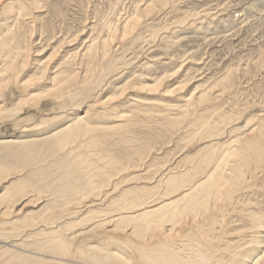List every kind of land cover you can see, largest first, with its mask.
<instances>
[{
	"label": "rangeland",
	"instance_id": "rangeland-1",
	"mask_svg": "<svg viewBox=\"0 0 264 264\" xmlns=\"http://www.w3.org/2000/svg\"><path fill=\"white\" fill-rule=\"evenodd\" d=\"M4 1L15 6L17 3L22 4V7L27 9V16L16 19L13 14L4 15ZM148 3H151V0H0V44L12 40V47L22 48L31 43L27 63L22 66L19 61L13 73L15 79L19 78L8 82L9 75L0 74V88L3 85L0 106L5 107V111L0 113V139L16 138L17 141L10 145L0 144V264H101L104 257L115 253L120 258L129 257V264H141L138 255L130 250L132 246L128 247L127 243H124L127 235L134 230L133 220L128 222L126 219L121 223L113 221L107 225L105 223L113 217L116 218L118 213H124L125 217H128L130 210L159 205L166 198L167 187L165 182L160 183L156 178H160L161 173L164 172L163 175L167 171L175 177L189 173L195 168L194 164H198L200 147L209 146L212 151L221 152L231 139L234 140L238 134L245 132L246 128L253 126L264 130V0H171L163 6L156 4L159 8L156 6L149 12H140ZM137 13H142L143 16L136 28H129L132 34L119 33V28L122 32L121 24L126 21L123 19L136 18ZM14 19L18 21V28L11 23ZM5 24L11 26L12 34H7ZM112 35H117L116 39H111ZM107 38L109 48L103 54L102 44ZM92 40L98 50V58L91 63L83 54ZM6 55V51L0 50V69L15 57V53L9 58H5ZM45 68L47 72L43 76ZM173 74L174 76H169ZM70 75H76V79L64 84L63 79ZM168 77L172 78L168 80ZM160 79L161 82L158 81ZM16 82L19 87L12 88ZM25 82L27 85L21 86ZM158 83L160 85H153ZM58 84H63V101L53 99V89ZM137 85H140L139 88ZM143 85L149 88L143 89ZM154 86L155 89H161L153 90ZM158 86L160 87L157 88ZM30 94L38 96V103L29 101ZM202 96L205 100H202L203 103L199 100ZM188 98V103H185ZM108 99H113V102H108ZM66 101L67 103H63ZM20 103L23 104L22 108L15 109V104ZM204 106L210 110L205 111ZM89 109L91 111L88 117L79 125L83 129L80 135L71 138L61 147L57 146V139H62L65 133L54 138L48 137V133L65 124H72L77 114ZM113 111L115 112L112 113ZM117 112L124 113L125 120L118 118V121ZM187 112L190 115H187ZM111 113L113 115H110ZM206 114H210L207 119ZM224 117L232 121L227 118L225 120ZM210 118L211 120H208ZM215 118L223 120L221 122V119H217V122H214ZM254 118H257L256 121ZM203 122L205 126L201 125ZM209 123H216L217 126L219 123L223 130L219 131L217 128L222 127H214L215 124ZM198 125L201 126L198 128ZM237 126L238 131L234 132ZM90 128L93 131L89 130ZM212 131H218L215 132L217 135ZM197 132L207 134L199 135ZM36 135V141H32V137ZM194 135H197L196 138L192 137ZM200 138L204 141L201 142ZM21 139L27 140L25 144L19 142ZM185 142L188 144L185 145ZM217 142H222L223 146L220 144V148ZM138 155L141 156L140 159ZM255 175L258 177L254 176V179L246 176L248 183L241 185L240 190L236 192L233 206L225 207L226 209L223 207L220 213L215 214L214 220L219 221L216 227L214 226L212 231H202L205 233L200 234V241H196L204 252H211V256L219 261V264H248V258L244 256L252 257L253 254L261 255L264 252V249L260 252L254 248L255 245L258 247L256 242H261L263 236H256L258 229L254 228L251 220L264 219L260 218L264 216V171L259 169ZM245 186H248L247 189ZM132 189H135L134 192ZM133 193H136L135 197L131 195ZM234 205L238 207L234 208ZM118 209L124 212L117 211ZM90 210H95L92 215ZM246 211L255 216L245 213ZM161 214L154 215L157 219L152 218L155 225L159 223ZM219 216L224 220L226 216L225 221L220 217L224 224L220 222ZM73 222L78 226L77 228L74 224L77 230ZM247 226H250V229ZM68 227L73 229L68 230ZM170 229L171 227L164 230L152 227L142 242L137 237H132L131 241L134 245L139 241L138 245L154 246L153 244L160 240L163 241V232L169 235ZM185 229H188L187 232ZM175 230L170 233L168 240L164 239L170 241L169 246H173V250L180 248L183 241L184 244L195 245V240L188 236V226ZM53 232L67 236L66 238L75 237L69 249L72 259L52 250L49 239ZM102 233L106 234L103 236ZM252 236L257 239H251ZM188 239L191 241L187 242ZM91 245L93 249L87 250ZM126 246L130 253L125 251ZM75 247L79 250L78 253L74 252ZM80 250L84 254H81ZM186 252L179 255L184 257L188 253ZM221 253H224L223 257ZM108 260L107 264H116L115 260Z\"/></svg>",
	"mask_w": 264,
	"mask_h": 264
},
{
	"label": "bare ground",
	"instance_id": "bare-ground-1",
	"mask_svg": "<svg viewBox=\"0 0 264 264\" xmlns=\"http://www.w3.org/2000/svg\"><path fill=\"white\" fill-rule=\"evenodd\" d=\"M169 1H171V0H151V3H148V4H145L144 5V7L140 10V12H149V11H151L153 8H155L157 5L158 6H163V5H165V4H167ZM5 2V4L4 5H2V12H4L5 14L4 15H6V14H13V16H16V19L18 18H22V17H25V16H27V13H26V11H27V9L25 8V7H22L23 5L22 4H16V6L15 5H13V4H9V3H6V1H4ZM157 4V5H156ZM1 5V4H0ZM157 6V7H158ZM17 8V9H16ZM159 8V7H158ZM139 10V9H138ZM137 11V10H136ZM36 12V11H35ZM1 13V12H0ZM141 14L142 13H137L135 16H136V18H131V19H123V20H126V21H124L123 22V24H121V25H119V23H120V21H119V23H118V25L119 26H121V31L122 32H120L119 30H120V28H119V30H118V32L119 33H122L123 35L124 34H128V32L130 33V34H132L131 32H130V30H129V28H131V26H132V28L131 29H133L136 25H137V23H139L140 21V19L142 18V16H141ZM31 15V14H30ZM141 16V17H140ZM3 17H5V16H3ZM6 19V18H5ZM13 19V18H12ZM24 19V18H23ZM4 20V19H3ZM3 20H2V22H3ZM25 20V19H24ZM6 21V20H5ZM4 21V22H5ZM15 21V22H14ZM14 21L12 20L11 21V23H14V27H16V28H18L17 27V24H18V21L17 20H15L14 19ZM30 21H32V19L30 20ZM121 21H122V19H121ZM8 22V21H7ZM94 22V21H93ZM6 23V22H5ZM38 23V22H37ZM122 23V22H121ZM32 24H33V21H32ZM117 25V28L119 27ZM4 26V25H3ZM5 26H6V29H5V31L7 32V34H12V28H11V26H7L6 24H5ZM31 26V25H30ZM12 27H13V25H12ZM88 28V27H87ZM136 28V27H135ZM2 29V28H1ZM5 32V33H6ZM84 32V31H83ZM82 32V33H83ZM114 32V31H113ZM29 33L30 34H32L30 31H29ZM4 34V33H3ZM84 34V33H83ZM113 34H115V32L113 33ZM117 34V33H116ZM79 35V34H78ZM120 35V34H119ZM118 35V36H119ZM28 36V35H27ZM30 36V35H29ZM28 36V37H29ZM117 36V35H116ZM115 35H112L110 38L111 39H116L115 37H116ZM128 36V35H127ZM122 37V36H121ZM27 38V37H26ZM74 38H77V37H74ZM109 38V39H110ZM119 39V38H118ZM28 40V39H27ZM73 40H75V39H73ZM104 40H106V39H104ZM123 40V39H122ZM30 41V40H29ZM83 41V40H82ZM108 38H107V40H106V42L105 41H103V44H102V50L104 51L103 52V54L106 52V49L107 48H109L108 47ZM33 42V41H32ZM75 42V41H74ZM88 42V41H87ZM12 43H13V41L12 40H9V41H7L6 43L4 42V43H1L0 44V50H2V51H6V53H7V55H6V57L5 58H9L11 55H12V53H15V57L9 62H6V64H4V66L0 69V74H5V75H9V77H8V82H12V80H17L18 78H14V75H13V73L15 72V70L17 69V67H18V63H19V61H20V63L21 64H23L22 66H24V64L25 63H27V59H28V53H29V45H31V43L29 44V43H27L28 45H25L24 47H18V46H16V47H12ZM69 43V42H68ZM98 43V42H97ZM71 44V43H70ZM34 45V44H33ZM111 45V44H110ZM66 46V45H65ZM79 46V45H78ZM82 46V45H81ZM74 47V46H73ZM77 47V46H76ZM111 47V46H110ZM32 48V47H31ZM82 48V47H81ZM71 49V48H70ZM76 49V48H75ZM31 50V49H30ZM78 51V50H77ZM85 52H84V54H83V56H86L87 58H88V60H89V62H93L96 58H98L97 57V55H98V50L95 48V46H94V42H93V40L92 41H90L89 42V46H87L86 48H85V50H84ZM77 55H75V57H76ZM105 55H103V57H104ZM106 58V57H105ZM9 60V59H8ZM90 66H92V65H90ZM48 69V68H47ZM79 69H80V67H79ZM46 72H47V70H46V68L44 69V72H43V76H45L46 75ZM77 73V72H76ZM171 73V72H170ZM75 74V73H74ZM17 75V74H16ZM18 75H19V73H18ZM42 75V74H41ZM78 77H79V75L78 74H76ZM76 75H70V76H67L66 78H64L63 79V81H64V84H67V83H69V82H71V81H73V80H75L76 78H75V76ZM169 76H174V74L173 75H169ZM163 77H165V75L163 76ZM43 78V77H42ZM162 78V77H161ZM166 78V77H165ZM165 78H163L164 80H165ZM170 78H172V77H168V80H170ZM33 79V78H32ZM31 79V81L32 82H34L33 80ZM162 79V80H163ZM30 80V79H29ZM167 80V79H166ZM165 80V81H166ZM14 81H13V83H14ZM31 81H29L28 83H30ZM158 81H160L161 82V79L160 80H158ZM157 81V82H158ZM164 81V82H165ZM7 82V83H8ZM104 82V81H103ZM147 82H149V81H147ZM153 83V82H152ZM19 83H15V87H12V88H16V86H18L19 87V85H18ZM31 84V83H30ZM27 85V83L25 82V83H23L21 86H26ZM153 85H160L159 83L158 84H153ZM138 86V85H137ZM140 86V85H139ZM139 86L137 87V88H139ZM144 86V85H143ZM56 88H54L53 90V99L56 101V100H60V99H62V97H63V95L64 94H62L63 93V89H62V87H63V84H58L57 86H55ZM132 87V86H131ZM160 86H158L157 88H159ZM161 87H162V85H161ZM161 87L159 88V89H161ZM25 88V87H24ZM27 88H29L30 89V87H27ZM134 88V87H133ZM146 88V86H144L143 87V89H145ZM149 88V87H148ZM148 88H146V89H148ZM5 89V88H4ZM135 89V88H134ZM159 89H155V86L153 87V90H159ZM183 89V88H182ZM2 90H3V85H2V88H0V95L3 93L2 92ZM128 90V89H127ZM178 90V89H177ZM179 90H181V89H179ZM28 91V90H27ZM122 91H123V89H122ZM142 91H144V90H142ZM31 92V91H30ZM125 92V91H124ZM151 92V91H150ZM49 93V92H48ZM208 93V92H207ZM67 94V93H66ZM65 94V95H66ZM122 94H123V92H122ZM31 95V94H30ZM36 95V94H35ZM35 95H31L30 96V99H29V101H36L37 99H39L38 98V96L36 97ZM49 95V94H48ZM69 95V94H68ZM194 94H192V96H193ZM200 95V94H199ZM29 96V95H28ZM120 96V95H119ZM191 96V97H192ZM198 96V95H197ZM201 96V95H200ZM40 97H41V95H40ZM44 97V96H43ZM115 98L116 97H118V96H114ZM121 97V96H120ZM185 97V96H184ZM199 97V96H198ZM208 97H210V96H208ZM208 97H205V99L207 98L208 99ZM1 98V97H0ZM16 98V97H15ZM64 98H65V96H64ZM119 98V97H118ZM187 98V97H186ZM204 97L202 96V97H200V101L203 103V101L202 100H204L203 99ZM44 99V98H43ZM111 99V98H110ZM134 99V98H133ZM211 99V98H210ZM113 100V99H112ZM112 100H109L108 99V102H113ZM118 100V99H117ZM191 100H193V99H191ZM62 101H63V99H62ZM107 101V100H106ZM106 101H105V103H106ZM141 101V100H140ZM143 101V100H142ZM145 101V100H144ZM188 101H189V98L188 99H186L184 102L185 103H188ZM205 101V100H204ZM211 101V100H210ZM37 102V101H36ZM59 102V101H58ZM103 102V101H102ZM130 102H132V101H130ZM136 102V101H135ZM183 102V101H182ZM194 102V101H193ZM200 102V103H201ZM26 103V102H25ZM38 103V102H37ZM63 103H67V101L66 102H63ZM63 103H61V105L63 104ZM141 103V102H140ZM140 103L138 104V105H140ZM144 103V102H143ZM142 103V104H143ZM190 103V102H189ZM135 104H137V103H135ZM141 104V105H142ZM58 105V104H57ZM101 105V104H100ZM113 105V104H112ZM116 105V104H115ZM137 105V106H138ZM146 105V104H145ZM148 105V104H147ZM150 105H153L154 106V104H150ZM186 106H187V104H185ZM185 105H183L184 107H185ZM190 105V104H189ZM197 105V104H196ZM198 105H199V102H198ZM204 105V104H203ZM22 106H23V104H15V109H20V108H22ZM107 106V105H106ZM117 106V105H116ZM136 106V105H135ZM153 106H150V107H153ZM192 106V105H191ZM201 106V105H200ZM208 106H209V103H208ZM108 107V106H107ZM169 107V106H168ZM188 107V106H187ZM195 107V106H194ZM194 107H192V109L194 108ZM199 107V106H198ZM203 107V106H202ZM206 106H204V108H205ZM5 107H3V105L2 106H0V113L3 111H5V109H4ZM37 108V107H36ZM51 108V107H50ZM110 108V107H109ZM209 108V107H208ZM207 107H206V109H205V111L208 109ZM99 109V108H98ZM102 109V108H101ZM105 109V108H104ZM120 109V108H119ZM148 109V108H147ZM147 109H145V110H147ZM152 109V108H151ZM188 109H189V107H188ZM138 110V109H137ZM145 110H142V112L143 111H145ZM187 110V109H186ZM185 110V111H186ZM190 110H191V108H190ZM195 110V109H194ZM200 110V109H199ZM208 110H210V109H208ZM8 111V110H7ZM89 111H91V109H89V110H87V111H84L83 113H81V114H77L76 115V119L74 120V122L72 123V124H65V125H63V126H61V127H58V128H56L55 130H53V131H51L50 133H48L49 134V136L48 137H50V138H54V137H57L58 135H60V134H62V133H65L64 134V137L61 139H57V146H59V147H61V146H63V145H65L71 138H75V137H77L78 135H80L82 132V127H79V125H82V123H84V119L85 118H87L88 117V114H89ZM120 111V110H119ZM128 111V110H127ZM127 111H125L126 113H127ZM141 111V110H140ZM185 111H183V113H185ZM217 111V110H216ZM93 112V111H92ZM115 111H113L112 113H114ZM129 112V111H128ZM141 112V113H142ZM182 111H180V113H181ZM203 112H204V110H203ZM209 112V111H208ZM213 112H215V111H213ZM110 114V115H113V114ZM135 113V112H134ZM134 113H131V114H134ZM149 113V112H148ZM192 114H194L193 113V111L191 112ZM117 114L119 115L118 117H117V120L119 121V119L118 118H124V120H125V118H126V115L124 114V113H122V112H117ZM128 114V113H127ZM137 114H139V112L137 113ZM212 115H213V113H211ZM214 114H216V113H214ZM105 115H106V113H105ZM145 115V114H144ZM143 115V117H145ZM187 115H190V113H188L187 112ZM210 114H208V116H209ZM228 115V114H227ZM100 116V115H99ZM152 116V115H151ZM206 116V118L205 119H207V114L205 115ZM102 117V116H101ZM211 117V116H210ZM214 117V116H213ZM236 117V116H235ZM108 118V117H107ZM141 118V117H140ZM146 118V117H145ZM209 118V117H208ZM212 118V117H211ZM211 118L210 119H208V120H211ZM225 118V117H224ZM228 120H231L232 121V119H229L228 117H226ZM226 118H225V120H226ZM234 118V117H233ZM258 118H260V117H258ZM97 119V118H96ZM112 119V118H111ZM216 120L214 121V122H217V119H219V118H215ZM221 119V122H222V120H223V118H220ZM219 119V120H220ZM237 119H239V118H236V120ZM241 119V118H240ZM239 119V120H240ZM255 119V118H254ZM257 119V118H256ZM256 119H255V121H256ZM88 120V119H87ZM197 120V119H196ZM207 120V122H209ZM214 120V118L212 119V121ZM246 120V119H245ZM248 121L250 120L249 118L247 119ZM82 121V122H81ZM194 121V120H193ZM200 120L198 119V122H199ZM211 121V122H212ZM231 121H229V122H231ZM235 121V120H234ZM67 122V121H66ZM69 122V121H68ZM178 122V121H177ZM204 122H206V120L204 121ZM201 123V125L202 126H205V123ZM218 122H220V121H218ZM228 121H227V123H229ZM45 123V122H44ZM90 123V122H89ZM110 123H112V122H110ZM235 123H236V121H235ZM246 123H247V121H246ZM245 123V124H246ZM253 123V122H252ZM38 124V123H37ZM113 124H115L114 122H113ZM119 124V123H118ZM174 124L176 125V123L174 122ZM193 124H195V122H193ZM200 124V123H199ZM204 124V125H203ZM210 124H212V123H209V125ZM215 124V125H214ZM223 124V123H222ZM225 124H226V122H225ZM231 124V123H230ZM232 124H234V122L232 123ZM244 124V125H245ZM248 124H249V122H248ZM61 125V124H60ZM91 125H92V123H91ZM107 125V124H106ZM116 125V124H115ZM201 125H198V128H199V126H201ZM212 125H214V127L215 126H217L216 125V123H213ZM211 125V126H212ZM228 125V124H227ZM250 125V124H249ZM72 126H74V127H79V128H76V129H73V128H71ZM103 126V125H102ZM112 126V125H111ZM210 126V129H212L213 127H211ZM220 125H219V123H218V126L217 127H219ZM224 126V125H223ZM233 126H235V125H233ZM246 126V125H245ZM248 126V125H247ZM262 126V125H261ZM263 126H264V124H263ZM171 127H173L172 126V124H171ZM222 127V125L220 126V128ZM244 127V126H243ZM36 128V127H35ZM224 128H226V127H224ZM229 128V127H228ZM234 128V127H233ZM232 128V129H233ZM244 128H246V127H244ZM243 128V129H244ZM208 128H207V126H206V128H205V130H207ZM210 129H209V131H210ZM219 131L221 130H223V127H222V129H219V128H217ZM89 130H91V131H93V129H89ZM105 130V129H104ZM213 130V129H212ZM215 130V129H214ZM225 130V129H224ZM242 130V129H241ZM197 131H198V129H197ZM204 131V130H203ZM202 131V132H203ZM226 131V130H225ZM227 131H228V129H227ZM231 131V130H230ZM236 131H238V126H237V130H236V128H235V131L234 132H236ZM199 132V131H198ZM197 132V133H198ZM211 132V131H210ZM210 132H208V134L210 133ZM212 132H214V131H212ZM215 132H218V131H215ZM214 132V134H216L217 135V133H215ZM239 132H240V130H239ZM206 133V132H205ZM204 133V134H205ZM221 133V132H220ZM224 134H225V132H223ZM228 133V132H227ZM47 134V135H48ZM199 134V133H198ZM204 134H199V135H204ZM207 134V133H206ZM214 134H212V135H214ZM223 134V135H224ZM229 134V133H228ZM231 134H232V132H231ZM236 134V133H235ZM219 135V134H218ZM237 135V134H236ZM42 136H44V135H42ZM197 136V135H196ZM196 136L194 135V136H192L193 138L195 137L196 138ZM234 136V135H233ZM35 137H37V135L36 136H33L32 138V141H36V139H35ZM40 137V136H39ZM201 137H203V136H201ZM210 137V136H209ZM217 137V136H216ZM221 137H222V135H221ZM220 136H219V138H221ZM225 137V136H224ZM231 137V136H230ZM230 137H228V138H230ZM19 138V137H18ZM215 137H213V139H214ZM199 139V138H198ZM198 139H197V142H198ZM201 139V138H200ZM212 139V138H211ZM22 140V139H21ZM202 140V141H201ZM200 141L201 142H203L204 140L203 139H201ZM226 140V139H225ZM224 140V141H225ZM230 140V139H229ZM27 141V140H26ZM26 141H19L21 144H25V142ZM185 141H187V140H185ZM216 141H217V139H216ZM220 141V140H219ZM189 142V141H188ZM191 142V141H190ZM211 142V141H210ZM13 143H17V141H16V138L14 139V138H2V139H0V144L1 145H10V144H13ZM186 143V142H185ZM218 143V142H217ZM188 143H186L185 145H187ZM196 144H199V143H196ZM210 144V143H209ZM219 144V143H218ZM221 144V146H223L222 145V142L220 143ZM220 144L218 145V146H220ZM205 145V144H204ZM215 145V144H214ZM221 146H220V148H221ZM185 147V146H184ZM58 148V147H57ZM198 148V147H197ZM197 148H196V150H197ZM199 149V148H198ZM219 152V153H218ZM196 153V152H195ZM192 155L194 154L193 152L191 153ZM157 155V154H156ZM187 156V155H186ZM189 156H190V154H189ZM188 156V157H189ZM195 157H196V155H194ZM138 157H139V159H140V157L141 156H139L138 155ZM185 157V156H184ZM194 157V158H195ZM197 157H200V159H199V161H198V164L195 166V164H194V166H193V170H191L189 173H187V174H185V175H183V176H180V177H175V176H171V175H169V172L170 171H167L168 170V168H170V167H168L167 168V173L165 172V174H163L162 175V173H164V172H162L161 173V176H160V178H156V179H158V181H160V183H164L166 186L165 187H167V190H166V193L167 194H165V196H166V198L165 199H163V201H161L160 203H159V205H157L156 207H145L144 209H139V210H136V211H131L130 210V212H128L129 214H127V215H129L128 217H125V214L124 213H118L117 215H116V218H112L111 220H109L108 222H106L105 224L107 225V224H109V223H112L113 221H118V222H122V220H128V222L129 221H132L133 220V224H134V230L129 234V235H127V237H126V242L124 241V243H127V245H128V247H130V246H132L131 248H130V250H133L134 251V253H136V255H138V257H139V259H140V261H141V264H219L220 262L219 261H217L216 259H214V257L213 256H211V252H209L208 254L206 253V252H204L203 250H202V248L200 247V245L199 244H197L196 243V241L197 240H199V239H201L202 237V235L200 236V234H202V233H205V232H202V231H208V230H213L214 229V226L219 222L218 220H217V222L214 220V219H216V215L215 214H218V213H220L221 211H222V209H223V207L225 208H227V207H230L231 205H232V203H233V198L235 197V194H236V192L238 191V190H240V187H242L241 185H245V184H247L246 183V176H249L250 178H252V179H254L253 177L255 176V177H258V176H256L255 175V173L259 170V169H261V171H264V130L262 129V128H259V127H257V128H254L253 126L252 127H250V128H246V131L245 132H242V133H240V134H238V136L237 137H234V140L233 139H231L230 140V142L228 143V144H226L224 147H223V149L221 150V152L220 151H212V148L211 147H209V146H203V147H200V149L198 150V156ZM186 159V158H185ZM174 160V159H173ZM183 160V159H182ZM195 160V159H194ZM193 160V161H194ZM35 162V161H34ZM187 162V161H186ZM176 164V163H175ZM175 164H174V166H175ZM186 164V163H185ZM144 165V164H143ZM189 165H191V163L189 164ZM183 166V165H182ZM180 167V166H179ZM189 167V166H188ZM187 167V168H188ZM175 168V167H174ZM178 168V167H177ZM184 168V167H183ZM192 168V167H191ZM162 169V168H161ZM170 170V169H169ZM186 170V169H185ZM182 171V170H181ZM160 172V171H159ZM172 172H173V170H172ZM180 172V171H179ZM179 172H177V173H179ZM156 173V172H155ZM182 173V172H181ZM157 175L159 174L158 172L156 173ZM173 174V173H172ZM263 174V173H262ZM176 175V174H175ZM180 175V174H179ZM41 177V175H39L38 176V178H40ZM248 177V178H249ZM153 178V177H152ZM42 179V178H41ZM133 179V178H132ZM135 179V178H134ZM133 179V180H134ZM138 179V178H137ZM136 179V180H137ZM150 179V178H149ZM155 179V178H154ZM116 180V179H115ZM152 180V179H151ZM150 180V181H151ZM128 181V180H127ZM130 181V180H129ZM250 181V180H249ZM116 182V181H115ZM140 182V181H139ZM252 183H253V180H252ZM4 184V183H3ZM148 184V183H147ZM157 184V183H156ZM251 184V183H250ZM161 185V184H160ZM254 185H256V184H254ZM146 186V185H145ZM251 186H253V185H251ZM250 186V187H251ZM257 186V185H256ZM246 187V189H247V187L248 186H245ZM72 188V187H71ZM162 188V187H161ZM253 188V187H252ZM140 189V188H139ZM149 189V188H148ZM119 190V189H118ZM133 190V192H134V190L135 189H132ZM252 190V189H251ZM254 190V189H253ZM50 191V190H49ZM93 191V190H92ZM140 191V190H139ZM163 191V190H162ZM246 191V190H245ZM245 191H242V192H245ZM130 193H131V191H129ZM136 192H137V190H136ZM251 192V191H250ZM254 192H255V190H254ZM107 193V192H106ZM116 193V192H115ZM248 193V192H247ZM112 194V193H111ZM126 194H127V192H126ZM140 194H142V193H140ZM131 195H134V197H135V195H136V193L134 194H131ZM138 195V194H137ZM241 195V194H240ZM259 195V194H258ZM261 195V194H260ZM114 196V195H113ZM127 196V195H126ZM140 196V195H139ZM172 196H174V197H172ZM97 197H99V196H97ZM125 197V196H124ZM128 197V196H127ZM149 197V196H148ZM247 197V196H246ZM263 197H264V195H263ZM120 198V197H119ZM129 198V197H128ZM144 198V197H143ZM160 198V197H159ZM163 198V197H162ZM125 199H127V198H125ZM137 199V198H136ZM241 199H244V198H241ZM260 199H262V198H260ZM99 200V199H98ZM105 200V199H104ZM121 200V199H120ZM124 200V199H123ZM129 200V199H128ZM131 200H133V199H131ZM240 200V199H239ZM256 200V199H255ZM263 200V199H262ZM112 201V200H111ZM135 201V200H134ZM236 201V200H235ZM242 201V200H241ZM246 201H248V200H246ZM101 202V201H100ZM105 202V201H104ZM126 203L125 201H122V203ZM133 202V201H132ZM239 202V201H238ZM243 202V201H242ZM241 202V203H242ZM248 202H250V201H248ZM248 202H246L247 204H249ZM258 202V201H257ZM110 203V202H109ZM127 203H130V202H127ZM126 203V204H127ZM235 203V202H234ZM246 203H245V205H246ZM250 203H253V202H250ZM118 204V203H117ZM120 204V203H119ZM132 203H130V205H131ZM134 204V203H133ZM144 204V203H143ZM238 204V203H237ZM258 204H259V202H258ZM97 205V204H96ZM105 205H107V204H105ZM104 205V206H105ZM115 204H113V206H114ZM123 205V204H122ZM125 205V204H124ZM241 205V204H240ZM239 205V206H240ZM244 205V206H245ZM257 205V204H256ZM90 206V205H89ZM113 206H112V208H113ZM233 206V205H232ZM243 206V207H244ZM247 206V205H246ZM249 206H251V205H249ZM249 206H248V208H249ZM254 206V205H253ZM257 206H259V205H257ZM256 206V207H257ZM96 207V206H95ZM128 207L130 208V206H129V204H128ZM133 207V206H132ZM236 206L234 205V208H235ZM238 207V206H237ZM236 207V208H237ZM252 207V206H251ZM13 208V207H12ZM98 208V207H97ZM96 208V209H97ZM115 208V207H114ZM128 208V209H129ZM135 208V207H134ZM133 208V209H134ZM225 208V209H226ZM253 208V207H252ZM254 208H255V206H254ZM261 208H262V206H261ZM98 209H100V208H98ZM132 209V208H131ZM256 209V208H255ZM260 209V208H259ZM83 210V209H82ZM92 210V209H91ZM91 210L89 211V212H91ZM111 210V209H110ZM116 210V209H115ZM127 210V209H126ZM125 210V211H126ZM171 210V211H170ZM232 210V208L230 209V211ZM235 210V209H234ZM233 210V212H235ZM239 210V209H238ZM244 210V209H243ZM246 210V209H245ZM261 210V209H260ZM263 210H264V208H263ZM95 211V210H94ZM93 211V212H94ZM99 211V210H98ZM117 211H122V209L120 210V209H118ZM116 211V212H117ZM129 211V210H128ZM11 212V211H10ZM14 212V211H13ZM17 212V211H16ZM89 212H87L88 213V215L87 216H89ZM93 212H91V214L90 215H92V213ZM100 212V211H99ZM102 212V211H101ZM106 212V211H105ZM108 212H109V210H108ZM122 212H124V211H122ZM241 212V211H240ZM249 212V211H248ZM251 212H253V211H251ZM254 212H256V211H254ZM73 213V212H72ZM71 213V214H72ZM126 213V212H125ZM157 213H162L161 214V217H160V220H159V223L157 224V225H155L154 223H155V221L154 222H152L153 220H152V218L153 217H155L156 218V216H154L155 214H157ZM224 213V212H223ZM245 213H247V211L245 212ZM263 214H264V212H262ZM111 214V213H110ZM114 214V213H113ZM122 214H124V216L122 215ZM222 214V213H221ZM220 214V215H221ZM229 214V213H228ZM241 214V213H240ZM242 214H244V212L242 213ZM247 214H250V213H247ZM2 215V214H1ZM74 215V214H73ZM72 215V216H73ZM126 215V216H127ZM235 215V214H234ZM250 215H253V213L252 214H250ZM67 216V215H66ZM71 216V215H70ZM70 216H67V217H70ZM71 216V217H72ZM223 216V215H222ZM232 216V215H231ZM253 216H255V215H253ZM8 217V216H7ZM98 217V216H97ZM220 217L221 216H219V220H220ZM243 217V216H242ZM246 217H248V216H246ZM258 217V216H257ZM66 218V217H65ZM86 218V217H85ZM90 218V217H89ZM222 218V217H221ZM231 218V217H230ZM252 218V217H251ZM250 218V219H251ZM260 218H264V216H261ZM77 219V218H76ZM96 219V218H95ZM157 219V218H156ZM155 219V220H156ZM223 219V221H225L227 218H226V216H225V220H224V218H222ZM254 219V218H253ZM253 219H251L252 220V222H253V225H254V228H256V230L258 229V232H256V236H258V235H260V237H261V235L263 236L262 238L263 239H261V242H259V240L256 242L257 243V246L258 247H256V245H255V247L254 248H257L258 249V251H260L261 252V249H264V245H261V244H264V223H262L263 222V220L262 221H260L261 219H255V220H253ZM58 220H59V218H58ZM67 220V219H66ZM72 220V219H71ZM90 220H92V219H90ZM103 220H104V218H103ZM135 220V221H134ZM136 220H139V221H136ZM230 220V219H229ZM60 221H61V219H60ZM74 221V220H73ZM76 221V220H75ZM102 221V220H101ZM158 221V220H157ZM62 222V221H61ZM60 222V223H61ZM69 222V221H68ZM220 222H222V220H220ZM248 222V221H247ZM59 223V224H60ZM70 223V222H69ZM72 223V222H71ZM77 223V222H76ZM79 223V222H78ZM102 223V222H101ZM223 223V222H222ZM251 223V222H250ZM46 224V223H45ZM58 224V225H59ZM62 224V223H61ZM64 224V223H63ZM66 224V223H65ZM75 223L73 222V225H74ZM84 224V223H83ZM98 224V223H97ZM153 224L155 225V226H153ZM166 224V225H165ZM224 224V223H223ZM248 225H249V223H247ZM56 225H57V223H56ZM69 225V224H68ZM76 225V224H75ZM74 225V226H75ZM105 225V226H106ZM163 225H165V226H163ZM185 225L186 226H188L189 227V229H190V233H189V235L188 236H190L191 237V240H195V245H192V244H189V243H187V242H189V240L190 239H188V241L186 242L187 244H184V241H183V243L181 244L180 242V248H177L176 247V251L175 250H173V246H172V248H171V246H169V242L168 241H166V240H168L169 238H170V233L171 232H173L176 228H179V230L180 229H184L185 228ZM220 225H221V223H220ZM229 225V224H228ZM70 226H71V224H70ZM77 226V225H76ZM76 226L74 227L76 230H77V228H78V226H77V228H76ZM82 226V225H81ZM101 226V225H100ZM118 226V225H117ZM225 226H226V224H225ZM44 227V226H43ZM152 227H154V228H162L163 230L166 228V227H171V229H170V233H169V231H168V233H169V235L168 234H166L165 232H163L164 234H165V236H164V238H163V241H161L160 240V242H158L157 244L155 243V244H153L154 246H150V247H148L147 245L146 246H143V245H138V242L139 241H137V244L136 245H134L135 243H133L132 241H131V239H133L132 237H137V238H139V240H140V242H142L141 240L142 239H144V237H145V235H147L151 230H152ZM216 227V226H215ZM228 227V226H227ZM226 227V228H227ZM250 227V226H249ZM248 226H247V228H249ZM50 228H51V226H50ZM50 228L48 227V229L50 230ZM65 228V227H64ZM69 228H72V227H68V230H69ZM103 228H105V227H103ZM205 228V229H204ZM225 228V227H224ZM244 228V227H243ZM252 228V227H251ZM54 229V228H53ZM56 231H58V226L56 227ZM63 229V228H62ZM66 229H67V226H66ZM73 229V228H72ZM71 229V230H72ZM74 229V230H75ZM111 229V228H110ZM123 229V228H122ZM250 229V228H249ZM253 229V228H252ZM45 230H46V227H45ZM106 230H107V228H106ZM124 230V229H123ZM186 230V229H185ZM188 230V229H187ZM187 230H186V232H187ZM223 230V229H222ZM244 230L245 229H243V232H244ZM246 230H248V229H246ZM52 231V230H51ZM62 231V230H61ZM85 231V230H84ZM129 231H131V228L129 229ZM129 231H128V233H129ZM176 231V230H175ZM206 231V232H207ZM211 231L209 232V233H211ZM219 231H220V229H219ZM224 231V230H223ZM234 231V230H233ZM236 231V230H235ZM234 231V232H235ZM45 232H48V231H45ZM72 232V231H71ZM104 232H105V230H104ZM126 232V231H125ZM158 232V231H157ZM218 232V231H217ZM217 232H214V233H217ZM31 233H32V231H31ZM175 233V232H174ZM184 233V232H183ZM219 233V232H218ZM227 233H228V231H227ZM226 233V234H227ZM26 234H28V232L26 233ZM71 234V233H70ZM76 235H78L77 233H75ZM74 234V235H75ZM80 234V233H79ZM103 234V233H102ZM106 233H104L103 234V236L105 235ZM153 234V233H152ZM172 234V233H171ZM223 234V233H222ZM222 234H220V235H222ZM225 234V233H224ZM239 234V233H238ZM243 234H245V233H243ZM52 235V234H51ZM65 235H66V233H65ZM75 235V236H76ZM99 235V234H98ZM97 235V236H98ZM160 235H161V233H160ZM182 235H185V234H182ZM205 235V234H204ZM214 235L215 234H213V238H214ZM219 234H218V236H220ZM239 235H241V234H239ZM246 235V234H245ZM50 236V235H49ZM73 236V235H72ZM95 236V235H94ZM100 236H102V235H100ZM141 236H143V237H141ZM150 236V235H149ZM148 236V237H149ZM225 236V235H224ZM223 236V237H224ZM254 236V235H253ZM252 236V238L251 239H257V237L255 238V237H253ZM67 237V236H66ZM66 237H64L63 235H61V234H59L58 232L57 233H54L53 232V236H51L50 237V243H51V248H52V250L55 252V253H60V254H62V255H64V256H68V257H70L69 255V249L72 247V244H73V242L75 241V237H71L70 236V238H66ZM109 237V236H108ZM108 237H106V238H108ZM116 237H118V236H116ZM131 237V238H130ZM174 237H175V235H174ZM189 237V238H190ZM205 237H207V238H209L208 236H205ZM243 237V236H242ZM247 237V236H246ZM248 237H250V236H248ZM259 237V236H258ZM259 237V238H260ZM97 238V237H96ZM102 238V237H101ZM110 238V237H109ZM112 238V237H111ZM124 240H125V238L124 237H122ZM216 238V237H215ZM244 238H245V236H244ZM4 239V238H3ZM87 239V238H86ZM89 239V238H88ZM103 239H105V238H103ZM113 239V238H112ZM119 239H121V237H119ZM119 239H117V240H119ZM164 239H166V240H164ZM180 239V238H179ZM186 239H187V237H186ZM204 239V238H203ZM206 239V238H205ZM211 239H212V237H211ZM210 239V240H211ZM218 239H219V237H218ZM240 239V238H239ZM249 239V238H248ZM92 240V239H91ZM102 240V239H101ZM115 240V239H114ZM114 240H113V242H114ZM130 240V241H129ZM136 240V239H135ZM138 240V239H137ZM146 240V239H145ZM150 240V239H149ZM173 240V239H172ZM190 240V241H191ZM250 240V239H249ZM2 241V240H1ZM106 241H108V240H106ZM112 241V240H111ZM120 241H122V239L120 240ZM174 241V240H173ZM200 241V240H199ZM243 241V240H242ZM3 242H5V241H3ZM2 242V243H3ZM79 242V241H78ZM84 242H85V240H84ZM88 242V241H87ZM86 242V243H87ZM139 242V243H140ZM148 242V241H147ZM146 242V243H147ZM176 242H178V241H176ZM176 242H173V243H176ZM193 242V241H192ZM215 242H216V240H215ZM221 242V241H220ZM224 242V241H223ZM251 242V241H250ZM49 243V244H50ZM116 243V242H115ZM118 243V242H117ZM122 243H123V241H122ZM122 243H121V245H122ZM124 243H123V245H124ZM145 243V244H146ZM149 243V242H148ZM171 243H172V241H171ZM210 243V242H209ZM217 243V242H216ZM234 243V242H233ZM232 243V244H233ZM248 243V242H247ZM246 243V244H247ZM4 244V243H3ZM21 244V243H20ZM81 244V243H80ZM88 245H89V243H87ZM206 244V243H205ZM221 244V243H220ZM219 244V245H220ZM230 244V243H229ZM238 244H239V242H238ZM237 244V245H238ZM245 244V245H246ZM11 245V244H10ZM10 245H8V246H10ZM16 244H14V246H15ZM17 245H19V244H17ZM47 245V244H46ZM120 245V244H119ZM130 245V246H129ZM179 245V244H178ZM211 245H212V243H211ZM241 245H243V244H241ZM251 245V244H250ZM249 245V246H250ZM115 246V245H114ZM206 246H207V244H206ZM217 246H218V243H217ZM224 246V245H223ZM254 246V245H253ZM16 247H18V246H16ZM44 247H46V246H44ZM87 247V246H86ZM119 247V246H118ZM120 247H122V246H120ZM127 246H126V248L124 247V249H125V251H127V248H128ZM208 247V246H207ZM214 247V246H213ZM219 247V246H218ZM226 247H227V245H226ZM242 247V246H241ZM247 247V246H246ZM13 248H15V247H13ZM12 248V249H13ZM78 249H80V247H77ZM212 248V247H211ZM220 248V247H219ZM243 248V247H242ZM250 248V247H249ZM252 248V247H251ZM16 249V248H15ZM75 249H76V247H75ZM83 249H84V247H83ZM88 249H93L92 248V245H91V247H89V248H87V250ZM95 249V248H94ZM117 249V248H116ZM179 249V250H178ZM231 249H233V248H231ZM231 249H229V250H231ZM234 249H235V247H234ZM244 249V248H243ZM243 249H240V251L241 250H243ZM110 250V249H109ZM208 250H209V248H208ZM219 250V249H218ZM224 250V249H223ZM235 250H238V249H235ZM79 251V250H78ZM78 251H77V249L74 251V252H77L78 253ZM84 251V250H83ZM123 251V250H122ZM185 251H187L186 253L187 254H185V256L184 257H181L180 255H179V253H182L183 254V252H185ZM190 251V252H189ZM226 251H228V250H226ZM239 251V250H238ZM80 252H82L81 250H80ZM112 251H110V253H111ZM117 252H118V250H117ZM127 252H129V251H127ZM126 252V253H127ZM214 252V251H213ZM218 252V251H217ZM234 252V251H233ZM76 253V254H77ZM93 253V252H92ZM113 253H115V252H113ZM123 253V252H122ZM121 253V254H122ZM130 253V252H129ZM132 253V252H131ZM133 253V254H134ZM219 253V252H218ZM217 253V254H218ZM225 253H227V252H225ZM235 253V252H234ZM238 253V252H237ZM242 253H243V251H242ZM252 253V252H251ZM250 253V254H251ZM35 254V253H34ZM75 254V255H76ZM81 254H84L83 252L81 253ZM85 254H87V253H85ZM109 254V253H108ZM118 254V253H117ZM222 254H224V253H221V257H223L222 256ZM232 254V253H231ZM72 255H74V254H72ZM102 255V254H101ZM131 255V254H130ZM135 255V256H136ZM227 255V254H226ZM225 255V256H226ZM243 255V254H242ZM106 256V255H105ZM183 256V255H182ZM214 256H216V255H214ZM234 256V255H233ZM237 256V255H236ZM255 256V257H254ZM63 257V256H62ZM77 257V256H76ZM78 257H79V255H78ZM90 257V256H89ZM245 258H248V259H246L248 262V264H264V252H262V254L261 255H252V257H251V255H249V257L246 255V256H244ZM67 258V257H66ZM71 258V257H70ZM128 258L129 257H127V258H125L124 259V257L123 258H120V257H118V256H116V253L115 254H110V255H107L106 256V258L104 257V259H102L104 262H106V261H109L108 259H112V260H115L116 262V264H129L128 263ZM219 258V257H218ZM229 258V257H228ZM232 258V257H231ZM48 259V258H47ZM53 259H54V257H53ZM60 259H61V257H60ZM72 259V258H71ZM95 259H100V258H95ZM130 259V258H129ZM134 259H136V258H134ZM234 259V258H233ZM54 260H56V259H54ZM76 260V259H75ZM132 260V259H131ZM60 261H62V260H60ZM59 261V262H60ZM71 261V260H70ZM77 261V260H76ZM133 261V260H132ZM138 261V260H137ZM223 261H225V260H223ZM232 261V260H231ZM234 261H235V259H234ZM241 261V260H240ZM55 262V261H54ZM65 261H63V263H64ZM98 262H99V260H98ZM104 262H101V264L102 263H104ZM130 262V261H129ZM233 262V261H232ZM70 263V262H69ZM140 263V262H139ZM229 263V262H228ZM234 263V262H233ZM235 263H236V261H235ZM58 264V263H57ZM62 264V263H61ZM76 264V263H75ZM94 264V263H93ZM105 264V263H104ZM106 264H107V262H106ZM136 264H137V262H136ZM225 264V263H224ZM230 264V263H229ZM244 264H246V263H244Z\"/></svg>",
	"mask_w": 264,
	"mask_h": 264
}]
</instances>
